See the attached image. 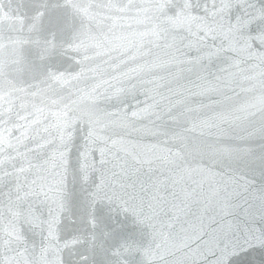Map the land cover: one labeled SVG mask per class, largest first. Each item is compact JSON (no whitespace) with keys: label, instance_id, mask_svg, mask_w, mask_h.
Masks as SVG:
<instances>
[{"label":"water","instance_id":"95a60500","mask_svg":"<svg viewBox=\"0 0 264 264\" xmlns=\"http://www.w3.org/2000/svg\"><path fill=\"white\" fill-rule=\"evenodd\" d=\"M0 264H264V0H0Z\"/></svg>","mask_w":264,"mask_h":264}]
</instances>
